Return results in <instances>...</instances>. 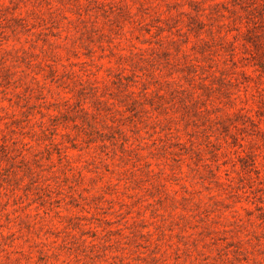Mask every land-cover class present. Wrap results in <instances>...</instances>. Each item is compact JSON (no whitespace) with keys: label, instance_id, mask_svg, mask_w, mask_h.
I'll return each instance as SVG.
<instances>
[{"label":"rangeland","instance_id":"374dc122","mask_svg":"<svg viewBox=\"0 0 264 264\" xmlns=\"http://www.w3.org/2000/svg\"><path fill=\"white\" fill-rule=\"evenodd\" d=\"M0 264H264V0H0Z\"/></svg>","mask_w":264,"mask_h":264}]
</instances>
